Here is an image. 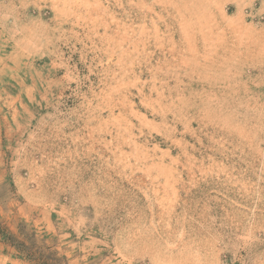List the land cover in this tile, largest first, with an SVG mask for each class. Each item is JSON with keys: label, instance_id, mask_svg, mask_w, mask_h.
Instances as JSON below:
<instances>
[{"label": "rangeland", "instance_id": "1", "mask_svg": "<svg viewBox=\"0 0 264 264\" xmlns=\"http://www.w3.org/2000/svg\"><path fill=\"white\" fill-rule=\"evenodd\" d=\"M0 264H264V0H0Z\"/></svg>", "mask_w": 264, "mask_h": 264}, {"label": "built area", "instance_id": "2", "mask_svg": "<svg viewBox=\"0 0 264 264\" xmlns=\"http://www.w3.org/2000/svg\"><path fill=\"white\" fill-rule=\"evenodd\" d=\"M253 11H254V8L253 7L247 8L245 10V12L247 13L248 16H253Z\"/></svg>", "mask_w": 264, "mask_h": 264}]
</instances>
